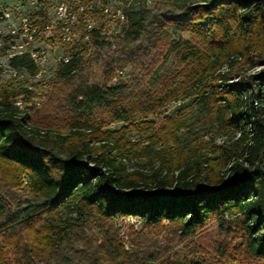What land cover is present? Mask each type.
<instances>
[{"label":"trees","instance_id":"obj_1","mask_svg":"<svg viewBox=\"0 0 264 264\" xmlns=\"http://www.w3.org/2000/svg\"><path fill=\"white\" fill-rule=\"evenodd\" d=\"M118 1L127 17L122 24L130 19L132 32L157 15L156 26L189 30L192 38L175 47L179 67L158 90L132 97L124 85L80 88L76 107L104 105L113 121L148 132L155 127L150 115L192 99L222 143L211 142L207 153L194 142L183 145L179 131L188 122L169 116L142 146L129 142L127 126L103 131L92 120L76 119L63 128L41 127L14 105L30 91L22 83L1 84L0 264H158L154 252L132 244L134 250L126 249L113 221L137 217L147 228L168 223L190 235L226 213L236 217L245 252L264 264V71L243 74L264 65V0H157L154 13L147 0ZM135 6L146 16L132 19ZM92 34L97 31L88 38ZM155 43L162 53L172 48L160 34ZM88 44L65 45L68 60L59 64L58 79H69ZM9 63L37 71L28 54ZM134 157L146 166L129 168ZM13 188L27 192L15 206L5 195ZM88 221L106 223L95 244L84 234ZM78 243L84 248L77 250Z\"/></svg>","mask_w":264,"mask_h":264},{"label":"rangeland","instance_id":"obj_2","mask_svg":"<svg viewBox=\"0 0 264 264\" xmlns=\"http://www.w3.org/2000/svg\"><path fill=\"white\" fill-rule=\"evenodd\" d=\"M5 8L10 10L11 18L19 16L31 17V22L38 21L40 31L35 37L33 46L41 53L44 52L41 76L24 74L13 77L12 73L0 67V85L12 82L14 86H22L28 89L16 97L14 105L20 113L28 110L31 122L44 127L52 124L54 127L63 128L73 120L89 119L102 126L103 131L118 130L123 126L129 127L127 135L131 144L145 145L151 136L162 124L164 116L182 118L188 122L186 128L179 131L183 145L196 147L203 151L211 150V142L222 143V138L214 135V128L206 122L204 117L198 114L196 104L192 99L178 100L164 107L160 114H152L147 120L153 121L154 129L148 132L135 129L133 125L125 122H115L111 110L104 105L95 104L92 109H79L76 105L81 101L75 97L77 90L96 85L107 84L109 86L124 85L129 94L144 96L148 91L158 90L165 80L177 71L179 64L174 56L176 46L183 40L191 39L189 30H183L176 26H165L153 23L159 16L154 15L149 21L143 20L142 28L131 31L130 19L126 26L119 22L118 9L123 3L118 0H79L71 7L70 20L67 25L70 30L75 29V36L70 43L61 40V25L58 24L56 9L53 4L44 7L43 0H0ZM157 0H147L146 7L154 13ZM82 7L81 8L79 7ZM141 6V5H140ZM143 7L135 6L130 12L132 19L139 18L143 14ZM146 16V15H145ZM126 17V16H125ZM127 19V17H126ZM152 21V22H151ZM88 24L97 34H92L88 39L84 38V30ZM39 27V26H38ZM8 32L6 20L0 15V41L5 42ZM163 35L171 47L169 51L162 53L155 43V36ZM45 36H48L47 39ZM76 41L88 42V51L83 61L77 64L67 80L58 79L56 70L59 64L67 58L65 45H72ZM0 51V64L6 61ZM264 71V65L254 68H244L243 74H253ZM234 78L230 82H238ZM157 149L160 146L156 147ZM129 168L146 166L145 160L134 157L127 161ZM26 182V181H25ZM24 188H13L6 193L8 200L15 206L25 200ZM74 216V214H73ZM236 217L230 213L221 218H209L193 234L176 231L164 223L160 229L147 228L137 217H120L113 221V230L125 245L126 249L134 248L143 252H154L160 262H178L202 264H255L242 244V237L237 231ZM109 225V223H107ZM105 222L88 221L84 228V234L94 244L99 242ZM225 248L226 254L220 253ZM77 250L84 246L75 245Z\"/></svg>","mask_w":264,"mask_h":264},{"label":"built area","instance_id":"obj_3","mask_svg":"<svg viewBox=\"0 0 264 264\" xmlns=\"http://www.w3.org/2000/svg\"><path fill=\"white\" fill-rule=\"evenodd\" d=\"M45 2L44 7H48L50 4H53L56 9L57 21L60 24L62 33L61 40L63 42H68L73 40L75 36V29L69 28L67 21L72 17L71 7L76 5L79 0H43ZM79 8L82 7L80 6ZM0 15L6 20L8 32L4 39L5 42L0 41V51L4 49L2 54L6 58V61L0 64V67H3V70L12 73L13 77L24 76V74H31L26 69H16L13 68L9 61L15 56H20L28 54L32 61L37 66V71L32 74L33 76H41L43 74L44 68L42 67V62L44 58V52L39 53L33 46L35 42V37L39 33L40 27L34 25V22H31V17L29 16H19L16 19L11 18L10 10L5 8L4 4L0 1ZM125 13L123 11V6L118 9V19L119 22L126 21ZM91 31V25L88 24L87 28L84 30V38H88V33ZM48 36H45L47 39ZM68 58H65L63 61H67ZM31 86H28V89Z\"/></svg>","mask_w":264,"mask_h":264}]
</instances>
